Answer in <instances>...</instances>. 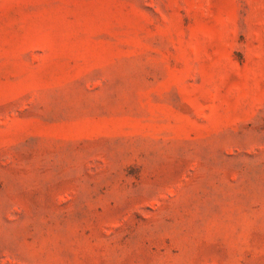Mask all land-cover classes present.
<instances>
[{"label":"rangeland","instance_id":"1","mask_svg":"<svg viewBox=\"0 0 264 264\" xmlns=\"http://www.w3.org/2000/svg\"><path fill=\"white\" fill-rule=\"evenodd\" d=\"M0 264H264V0H0Z\"/></svg>","mask_w":264,"mask_h":264}]
</instances>
